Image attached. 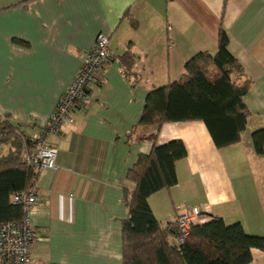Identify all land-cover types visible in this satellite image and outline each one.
Instances as JSON below:
<instances>
[{"label": "crops", "instance_id": "0c3cea01", "mask_svg": "<svg viewBox=\"0 0 264 264\" xmlns=\"http://www.w3.org/2000/svg\"><path fill=\"white\" fill-rule=\"evenodd\" d=\"M220 31L250 82L240 140L216 148L199 121L137 127L147 94L178 81L196 53L214 55ZM100 34L128 72L107 64L88 90L91 105L48 137L57 169L34 183L33 258L123 264L124 194L135 188L128 172L154 145L175 140L186 151L175 163L177 184L148 198L158 223H172L178 205L196 206L264 237V153L251 142L264 130V0H0V123L28 135L44 128ZM249 264H264V252L251 249Z\"/></svg>", "mask_w": 264, "mask_h": 264}, {"label": "trees", "instance_id": "16d2710c", "mask_svg": "<svg viewBox=\"0 0 264 264\" xmlns=\"http://www.w3.org/2000/svg\"><path fill=\"white\" fill-rule=\"evenodd\" d=\"M184 71L178 81L147 94L137 127L199 121L216 148L237 143L247 123L242 98L250 82L242 79L241 67L227 50L224 32L219 33L214 55L196 53L184 64ZM251 142L254 152L262 155L264 130L253 132ZM5 145L9 148L2 154ZM33 149L30 135L8 121L0 123V224L23 219V208L13 204L12 197L34 189L37 175L24 159ZM185 156L179 140L154 145L129 170L127 177L135 188L124 194L128 217L122 223L123 264H249L251 249L264 252V237L245 233L239 223L226 225L214 217L192 228L186 240L176 244L173 222L161 226L155 219L148 198L177 184L175 163Z\"/></svg>", "mask_w": 264, "mask_h": 264}, {"label": "built area", "instance_id": "2783aa9c", "mask_svg": "<svg viewBox=\"0 0 264 264\" xmlns=\"http://www.w3.org/2000/svg\"><path fill=\"white\" fill-rule=\"evenodd\" d=\"M111 62L117 63L120 73L126 76L127 67L120 57L112 54L109 38L100 34L90 51L83 55L79 70L59 98L44 128L30 134L34 149L24 159L25 164L36 175L44 169H57V150L48 143V137L57 135L63 128L72 125L75 113L91 105L88 90L102 83V70ZM37 202L38 198L32 188L13 195L12 203L22 206L24 216L22 220L0 224V264H38L33 258L38 237L30 219ZM208 221V216L199 207L176 206L173 220L175 243H182L192 228Z\"/></svg>", "mask_w": 264, "mask_h": 264}, {"label": "rangeland", "instance_id": "374dc122", "mask_svg": "<svg viewBox=\"0 0 264 264\" xmlns=\"http://www.w3.org/2000/svg\"><path fill=\"white\" fill-rule=\"evenodd\" d=\"M2 121H3V120H2ZM2 121H1V122H2ZM8 148H9V146H7V145L3 146L2 149H1V150H2L1 153H2V154H5V153L8 151Z\"/></svg>", "mask_w": 264, "mask_h": 264}]
</instances>
